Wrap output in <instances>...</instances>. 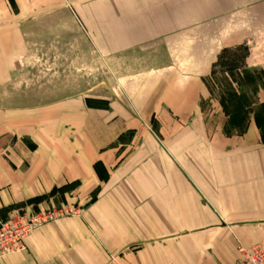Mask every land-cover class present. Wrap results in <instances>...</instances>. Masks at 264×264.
<instances>
[{"label":"crops","instance_id":"0c3cea01","mask_svg":"<svg viewBox=\"0 0 264 264\" xmlns=\"http://www.w3.org/2000/svg\"><path fill=\"white\" fill-rule=\"evenodd\" d=\"M136 2L109 8L127 22L117 28L119 38L128 32L121 46L158 53L147 69L154 87L124 92L136 115L112 103L68 118L60 137L54 115L0 135V221L42 208L71 182L81 195L97 189L79 215L40 226L0 264H238L239 245L264 240V137L251 120L226 136L225 118L210 128L200 110L202 79L220 51L264 45V0ZM152 118L158 136L142 128Z\"/></svg>","mask_w":264,"mask_h":264},{"label":"rangeland","instance_id":"374dc122","mask_svg":"<svg viewBox=\"0 0 264 264\" xmlns=\"http://www.w3.org/2000/svg\"><path fill=\"white\" fill-rule=\"evenodd\" d=\"M116 4L122 5V0H0V8L8 10L0 12V23H6L0 25V135L17 134L35 116L48 119L54 115L55 123L56 119L60 123L54 124V135L60 137L56 129L62 124L66 130L68 118H80L86 110H109L112 103L124 104L132 114L139 112L124 92L140 83L154 87L147 69L158 64L154 60L158 53L154 46H121L119 41L128 39V32L119 38L117 28L127 22L121 19L122 12L116 15L109 9ZM10 23H27V28L16 30ZM263 57L264 45L220 51L202 79L200 110L207 127L213 128L220 117L226 123L218 101L227 92L245 94L253 110L264 102ZM138 72L143 76H134ZM248 119L253 121L250 115ZM154 123L152 118L142 128L158 136ZM189 132L196 130L192 127ZM129 134H124V141ZM94 167L99 169L100 164ZM64 186L42 208L34 203L28 209L16 208L5 220L17 213H53L54 221L77 216L97 194L95 188L81 195L78 182Z\"/></svg>","mask_w":264,"mask_h":264},{"label":"built area","instance_id":"2783aa9c","mask_svg":"<svg viewBox=\"0 0 264 264\" xmlns=\"http://www.w3.org/2000/svg\"><path fill=\"white\" fill-rule=\"evenodd\" d=\"M54 220L53 213L20 214L0 222V259L26 250V239L40 226ZM238 264H264V240L248 247L239 245Z\"/></svg>","mask_w":264,"mask_h":264},{"label":"trees","instance_id":"16d2710c","mask_svg":"<svg viewBox=\"0 0 264 264\" xmlns=\"http://www.w3.org/2000/svg\"><path fill=\"white\" fill-rule=\"evenodd\" d=\"M218 102L221 111L227 118L223 126V133L226 136L243 134L247 129L248 117L250 115L261 137H264V102L259 103L258 107L253 110V103L249 102L248 97L237 91L227 92L220 97ZM64 188L65 186L55 189L54 192L63 190Z\"/></svg>","mask_w":264,"mask_h":264}]
</instances>
